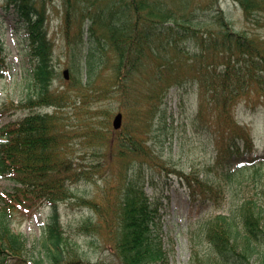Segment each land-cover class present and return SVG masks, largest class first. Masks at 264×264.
I'll list each match as a JSON object with an SVG mask.
<instances>
[{"label": "trees", "instance_id": "obj_1", "mask_svg": "<svg viewBox=\"0 0 264 264\" xmlns=\"http://www.w3.org/2000/svg\"><path fill=\"white\" fill-rule=\"evenodd\" d=\"M233 1L245 23L264 28V0ZM4 2L24 21L33 92L19 103L26 110L23 116L0 127V176L13 183L10 191L0 192V264H165V254L152 237L157 201L146 192L160 169L159 155L147 144L145 133L159 120L160 102L172 87L184 95L195 87L198 106L192 128L202 127L209 133L214 166L224 172L222 177L230 183L235 175L251 170L257 178L264 162L254 163V140L236 122L234 109L244 98H264V30L258 36L235 31L218 10L212 18L216 29L200 30L193 19L165 0H128L114 10L83 11L86 29L79 27L76 41L70 40L69 29L65 33L70 79L54 85L60 74L43 26V2L41 6L38 0ZM2 48L0 44V79L7 70ZM89 93H97V98L88 100ZM108 98L124 108L120 111L125 123L112 132L109 107L99 103ZM50 107L51 111H38ZM70 115L74 125L66 122ZM99 115L103 120H98ZM77 133L96 154L92 170L70 157L69 136L79 138ZM92 173L104 174L106 180L111 177L108 181L118 185L106 188L103 208L79 200L97 220L87 217L77 228L103 235L112 263H84L78 253L70 252L62 230L60 203L71 205V186ZM169 173L187 187L192 201L214 203L221 209V202L214 198L224 192V186L214 191L195 172L184 174L173 167L167 168ZM258 183L257 201L246 198L228 213L219 212L205 221L209 253L193 252L190 264H264V180ZM42 204L51 213L40 250L34 254L11 224L16 214L29 215Z\"/></svg>", "mask_w": 264, "mask_h": 264}, {"label": "rangeland", "instance_id": "obj_2", "mask_svg": "<svg viewBox=\"0 0 264 264\" xmlns=\"http://www.w3.org/2000/svg\"><path fill=\"white\" fill-rule=\"evenodd\" d=\"M126 1L128 0H123L120 3L114 0H70V3H66L64 0H38V6H41L42 2L44 4L45 21L43 26H45L47 37L53 46V62L60 74V81L57 79L54 85L63 84L62 72L69 64L66 30L69 29L70 40H75L79 34V27L81 26L85 30L88 25V19L81 16L83 11L93 12L104 8L114 10L122 7ZM165 1L171 8L180 9L181 14L186 18L188 16L193 19L200 30L216 29L212 18L217 10L224 13L225 18L235 31H248L258 36L262 35L264 30L255 22L245 23L240 7L233 0ZM67 13H69L68 18H66ZM146 13L147 11H144V14ZM0 43L5 49L7 63L5 75L3 79H0L1 127L23 116L26 110L22 109L19 103L24 102L33 92L32 84L28 79L30 54L24 21L14 8L10 7L7 10L4 0H0ZM71 43L74 44L73 41ZM69 76H71L70 70ZM89 94L88 100L92 101L97 98V93ZM101 101L99 103H105L111 112L109 127L112 132L113 117L118 112L122 113L120 109L124 110V108L118 102L113 101V98H108L106 102L101 103ZM4 104L6 106H3ZM197 106L195 87L188 95H184L182 90L172 87L160 102L159 120L156 118L151 128L147 127L148 133H145L147 144L151 145L155 153L159 155L156 163L160 169L155 171L157 175L155 174L156 179L153 184L146 185V192L154 201H157L158 214L152 237L165 254V264H190L193 252L207 255L210 248L203 232L205 221L219 212L228 213L230 208L246 198L257 201L261 190L258 182L260 178L264 180V167L257 173V178L253 176L254 171L251 170L235 175L230 183L226 178H223L224 176L222 177L221 174L224 172L221 168L214 166L215 152L209 133L205 130L202 131V127L192 128V119L196 114ZM51 110V107L38 109L43 112ZM121 116V126H123L125 123L123 114ZM234 116L238 125L247 128L254 140L256 150L253 155L254 163L256 161L264 162V98L256 96H251L249 99L244 98L234 109ZM66 118L68 124L74 125L72 115ZM98 120H103L100 115ZM211 130L213 131V128ZM77 134L80 136L79 138L74 134L69 136L72 146L70 157H73L72 160H75L85 170H92V167L97 163L95 160L97 158L93 157L96 154L92 152V147L87 144L84 138L85 144L82 143V136ZM163 165L170 169L174 167L175 170L184 174L197 173L200 178L206 179L205 183L208 182L213 186L212 189L215 188L214 191L220 185L224 186L223 194H216L214 198L219 204L221 202V209L217 210L212 202V204L202 205L200 201H192L188 195L187 187L177 179L175 174L167 175V168L164 169ZM108 180L113 179L107 177L106 180L104 174L92 173L91 178L71 186L70 192L74 196L71 199V205L63 202L59 206L62 230L68 238L70 252L78 253L84 263L114 262L111 248L103 235L98 234L97 230H93L92 233V231L83 232V229L77 228L87 217H91L93 222L97 220L96 214L88 210V207L82 205L79 200L84 198V200L96 202L102 208L105 207L106 188L118 185L116 181ZM209 184H207L208 187ZM12 187L11 181L0 176V192L10 191ZM50 213L49 206L42 204L29 215L16 214L14 216L11 224L13 229L23 235L28 248H31L34 254L40 250V239Z\"/></svg>", "mask_w": 264, "mask_h": 264}, {"label": "water", "instance_id": "obj_3", "mask_svg": "<svg viewBox=\"0 0 264 264\" xmlns=\"http://www.w3.org/2000/svg\"><path fill=\"white\" fill-rule=\"evenodd\" d=\"M67 73L68 71L67 70H64L63 71V74L64 76L66 77L67 76ZM67 78V77H66ZM121 114L118 113L115 115V117L113 118V122H112V125H113V128L114 129H118L119 126H121V119H122V116H120Z\"/></svg>", "mask_w": 264, "mask_h": 264}]
</instances>
